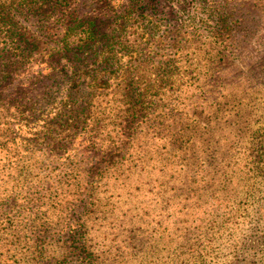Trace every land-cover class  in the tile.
Segmentation results:
<instances>
[{"label": "rangeland", "instance_id": "rangeland-1", "mask_svg": "<svg viewBox=\"0 0 264 264\" xmlns=\"http://www.w3.org/2000/svg\"><path fill=\"white\" fill-rule=\"evenodd\" d=\"M7 3L0 264H264V0Z\"/></svg>", "mask_w": 264, "mask_h": 264}, {"label": "trees", "instance_id": "trees-1", "mask_svg": "<svg viewBox=\"0 0 264 264\" xmlns=\"http://www.w3.org/2000/svg\"><path fill=\"white\" fill-rule=\"evenodd\" d=\"M19 4H15V3H7V4H0V14L5 15V18L8 19L10 21L11 26H14V28H19L20 26L16 27V23L13 24V16H15L16 14H22L25 13V11L23 10V12L20 10L19 8ZM84 37L79 39L78 43L75 44V53L74 55L76 56V54L79 53H83L85 52V54H88L89 52H93L96 53V51L94 50L95 45L97 44V41L99 40H103L105 38H107V36L105 34H100V31L98 30V23L95 20H88L86 22V27L84 28L83 31ZM20 35V36H19ZM67 35V34H66ZM21 36H23V34H18L17 32H11L8 36L9 41H10V47L13 48L14 50L16 49H20V39ZM66 36H62L61 39H59V41L55 42L54 46H51L52 52H55V54L60 55H67V53H69L72 48L70 47L69 42L66 39ZM88 52V53H87ZM90 54V53H89ZM3 55L0 54V58H2ZM110 56L107 55V57L104 58V62H108ZM77 60H81V58H77ZM2 64V63H1ZM0 64V65H1Z\"/></svg>", "mask_w": 264, "mask_h": 264}]
</instances>
